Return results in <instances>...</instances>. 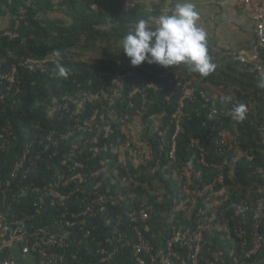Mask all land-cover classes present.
<instances>
[{"label":"trees","instance_id":"16d2710c","mask_svg":"<svg viewBox=\"0 0 264 264\" xmlns=\"http://www.w3.org/2000/svg\"><path fill=\"white\" fill-rule=\"evenodd\" d=\"M127 3L0 0V16L9 19L7 28L0 31V75L16 67L18 83L9 93L0 80V132L9 135L11 142L8 150L0 154V167L4 166L6 173L25 142L36 144L53 132L60 138L59 146L42 154L41 174L50 177L58 168H65L61 161L69 157L88 160L101 170L90 186L99 182L100 190H110L106 192L110 199L107 210L93 218L92 230L105 231L119 223L114 219L106 222V218L117 215L123 217L120 223L129 229V212L146 203L153 227L148 237L158 244L170 236L174 225L192 223L202 207L211 217L212 226L205 240V264L212 258L209 249L225 250L227 259L232 253L243 256L231 223L235 205L243 203L253 228V216L264 199L259 192L264 186L259 174L264 167L260 130L264 125V87H259L262 77L244 67L238 54L216 53L209 45L208 55L216 68L206 77L190 71L185 64L166 68L145 62L132 66L120 50L122 37L134 30L138 20L154 28L161 15L174 10L167 9L165 0L154 1L153 5L141 0L130 6ZM55 12L61 16L51 17ZM9 30L14 37L5 34ZM57 50L66 78L59 75ZM88 52L97 53L86 56ZM28 59H45V69L31 72L21 65ZM179 80L204 92L225 113L209 118L210 103L198 92L194 102H186L180 120L173 118L181 97L174 92ZM150 81L162 88L131 96L133 85ZM171 92L174 94L169 100L166 96ZM227 97H231V103ZM235 104L247 108L243 122L232 118ZM93 115V127L78 129ZM122 115L128 116L126 123L117 121ZM135 117L139 124L134 122ZM179 122L181 128L177 131ZM137 133L140 142L134 138ZM195 138H200V146L209 152L208 160L221 162L224 170L216 171L199 162L201 148L192 144ZM217 139H224V143L219 145ZM174 142L176 158L171 159ZM220 174L224 182L217 184L214 178ZM98 195L92 191L89 199L96 200ZM86 205L77 204L82 208ZM259 221L257 231L264 234V213ZM128 249L113 260L96 252L93 259L95 264H132L135 256ZM254 259L255 264L264 263V255Z\"/></svg>","mask_w":264,"mask_h":264},{"label":"built area","instance_id":"2783aa9c","mask_svg":"<svg viewBox=\"0 0 264 264\" xmlns=\"http://www.w3.org/2000/svg\"><path fill=\"white\" fill-rule=\"evenodd\" d=\"M233 2L239 9L251 14L255 41L250 50L232 53L239 55L244 67L264 77V0ZM5 34L15 36L12 30L6 31ZM21 65H25L31 72H37L45 69L46 60L28 59L21 62ZM15 72L16 67H13L10 72L0 75V80L4 81L2 83L6 84L9 93L18 84L15 81ZM161 88L162 86L154 81L143 82L142 86L133 85L131 96L145 94L149 89ZM174 92H179L181 97L173 118L180 120L186 102H194L198 92L207 104L210 103L209 118L225 113L224 109L217 106L215 100L183 82L177 83ZM174 92L166 98L170 100ZM0 98L3 96L0 95ZM128 119V116L122 115L117 121L126 123ZM94 124L96 115L84 120L83 125H78V129L93 127ZM180 128L179 122L177 131ZM260 130L264 140V125ZM221 140L220 142L217 139L219 145L224 143V139ZM59 142L60 138L53 132L36 141L38 146L34 142H25L6 173L4 166L0 167V264H20L17 252L22 256H34L38 264H95V252L106 260H113L128 248L135 256L132 264H205L208 253L205 240L212 226L211 217L202 207L198 209L197 218L192 220V223L180 222L174 225L170 236L158 244L148 237L153 227L146 203H141L129 212V229L125 223H120L123 217L117 215L106 218V222L114 219L119 223L113 224L105 231L96 228L92 230L90 223L93 218L107 210L110 199L106 192L110 190H100L102 183L99 182L90 186L101 170H97L96 164L90 165L88 160L80 161L69 157L61 161L65 168H58L50 177L41 174L39 166L42 154L51 147L59 146ZM9 143L10 136L0 132V154L8 150ZM192 144L201 148V164L213 167L216 171L224 170L221 162L208 160L209 152L200 146V138L193 139ZM169 156L171 159L176 158V142ZM259 174L264 179V167L259 169ZM214 182L223 183L224 175L216 176ZM92 191L100 194L98 199L93 201L89 199ZM259 192L264 194V186ZM78 202L87 205L82 208L77 206ZM263 213L264 199L260 200L258 211L252 219L255 223L253 228H250L247 206L237 203L231 228L234 239L243 249L244 255L232 253L227 259L225 250L209 249L212 258L207 264H255L254 257L258 254L264 255V234L257 231Z\"/></svg>","mask_w":264,"mask_h":264},{"label":"clouds","instance_id":"9594fccd","mask_svg":"<svg viewBox=\"0 0 264 264\" xmlns=\"http://www.w3.org/2000/svg\"><path fill=\"white\" fill-rule=\"evenodd\" d=\"M198 19L199 13L190 0L177 3L171 14L159 17L154 28L149 27L145 20H138L134 30L128 31L122 37L120 50L123 49L134 67L145 62L166 68L185 64L190 71L206 77L215 70L216 65L208 55L206 33L197 26ZM212 50L217 53V48ZM219 52L228 54L226 51ZM55 55L58 58L59 75L66 78L67 72L59 64L60 51L57 50ZM183 83L195 88L189 83ZM259 87H264V77L261 78ZM226 101L231 103V97H227ZM246 113L247 108L243 104H235L231 109L232 118L239 122L246 119Z\"/></svg>","mask_w":264,"mask_h":264},{"label":"crops","instance_id":"0c3cea01","mask_svg":"<svg viewBox=\"0 0 264 264\" xmlns=\"http://www.w3.org/2000/svg\"><path fill=\"white\" fill-rule=\"evenodd\" d=\"M165 2L167 9L174 10L177 3L185 0H165ZM190 2L195 5L199 13L196 23L206 33L207 47L217 48V53L245 52L251 49L255 41L252 16L239 9L233 0H190ZM8 23L9 19L6 16H0V31L7 28ZM16 255L20 264H38L34 256H22L19 252Z\"/></svg>","mask_w":264,"mask_h":264},{"label":"rangeland","instance_id":"374dc122","mask_svg":"<svg viewBox=\"0 0 264 264\" xmlns=\"http://www.w3.org/2000/svg\"><path fill=\"white\" fill-rule=\"evenodd\" d=\"M127 1H128L127 4L130 6L131 4H134V3H133L134 1H140V0H127ZM141 1H143V2H145V3H147V4H150V5H153V2H154V1H156V3H157V0H141ZM59 16H61V13H60V12H59V13H58V12L51 13V17H59ZM90 53H97V52H88L86 56H90ZM95 55H97V54H95ZM86 56L84 55V58H86ZM97 56H98V55H97ZM97 56H96V57H97ZM15 81H17L16 78H15ZM134 122H136V123L139 124V118H138V117H135ZM133 130H134V131L136 130V126H133ZM134 138H135L136 141L140 142V138H139L138 133H137V134H134ZM144 148H145V147H144ZM145 151H146V152L149 151V150H147V147L145 148ZM114 201H116V200H114Z\"/></svg>","mask_w":264,"mask_h":264}]
</instances>
